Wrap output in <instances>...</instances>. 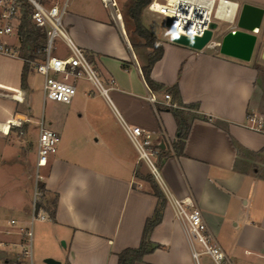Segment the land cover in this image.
Listing matches in <instances>:
<instances>
[{
    "label": "crops",
    "instance_id": "obj_1",
    "mask_svg": "<svg viewBox=\"0 0 264 264\" xmlns=\"http://www.w3.org/2000/svg\"><path fill=\"white\" fill-rule=\"evenodd\" d=\"M125 1L119 8L120 22L103 0H69L64 23L74 42L87 51L107 92L79 79L70 103H43L41 119L61 136L45 166H37L38 135L31 123L38 125L39 120L32 117L31 72L23 89L24 63L0 54V264H25L20 231L37 212L31 197L40 183L45 187L38 200L40 211L49 218L38 220L37 264H48L46 258L61 264H119L122 250L140 245L158 198L123 122L154 132L168 194L198 204L235 264H258L257 254L264 251V132L249 128L247 117L264 115V0H227L230 4L217 19L218 27V21L226 24L220 27L221 40L201 50L173 42L165 17L148 6L143 9V25L164 48L151 77L166 87L177 84L180 103L195 105L191 112L198 115L182 153L174 148L179 136L176 119L162 106L165 90L153 91L145 80L142 66L152 48L134 33L127 15L132 0L122 4ZM246 5L257 9L252 21L260 17L249 61L220 51L223 37L240 28ZM26 118L31 122L23 127L13 125ZM17 166L21 176L14 170ZM34 169L42 170V181L33 175ZM55 199L52 217L43 206H53ZM11 219L16 226L9 224ZM150 239L161 246L137 264H196L186 225L176 218L170 202Z\"/></svg>",
    "mask_w": 264,
    "mask_h": 264
},
{
    "label": "built area",
    "instance_id": "obj_2",
    "mask_svg": "<svg viewBox=\"0 0 264 264\" xmlns=\"http://www.w3.org/2000/svg\"><path fill=\"white\" fill-rule=\"evenodd\" d=\"M103 1L112 9L115 18L116 15H120L118 21L122 22L117 1ZM221 2L222 0H151L147 6L150 11L165 17L171 38L176 33L193 37L203 36L212 24L217 23ZM68 4L69 0H0V54L14 56L19 53L16 43L3 39L11 35L20 37L18 30L24 10H29L33 25L45 33L44 46L39 51L41 57L24 58L30 63L32 70L43 77V103L47 100L70 103L77 94L76 82L79 79H87L102 92H107L104 81L87 51L76 44L69 35L64 23ZM56 39L61 40L69 49L67 54L55 53ZM113 82L114 80L111 79V83ZM149 98L153 102L157 101L154 94H150ZM171 98V94L165 92V104L179 107L177 103L171 102ZM14 121L13 125L23 127L25 122H31V118ZM37 124L39 127L37 166L41 167L45 166L50 156L57 152L61 136L56 130L46 125L43 117ZM123 125L139 153V160L146 162L150 173L164 191L167 203H171L176 218L185 223L191 254L196 264H200L199 258L202 255L208 256L213 264H235L211 232L198 204L191 198H175L166 191L158 162L161 147L154 142V132L149 128L127 122H123ZM247 126L252 130L264 132V115L249 114ZM20 133L24 132L20 131ZM40 179H43V176L37 172V180ZM41 195V191L37 189L35 205L38 203V196ZM48 218L47 213H42L40 210L34 211L30 224L21 227L23 259L29 261L25 264H34V222ZM9 224L16 226L17 221L11 219ZM257 256L260 258L258 264H264V251Z\"/></svg>",
    "mask_w": 264,
    "mask_h": 264
},
{
    "label": "trees",
    "instance_id": "obj_3",
    "mask_svg": "<svg viewBox=\"0 0 264 264\" xmlns=\"http://www.w3.org/2000/svg\"><path fill=\"white\" fill-rule=\"evenodd\" d=\"M151 2V0H132L128 6L127 15L132 19L134 24V33L143 38L144 42L142 45L152 48V52L148 58L146 65L142 66V71L145 80L149 87L153 90H165L171 94V102L177 103L179 107H172L167 105H162L163 107L170 110L177 122L179 136L174 144L175 151L177 153H182L185 145V141L188 137L191 123L194 119L198 118V115L192 113L191 109L195 108V105H184L180 103V90L177 84L166 87L153 80L151 77V72L156 61H158L163 55V42L155 34H153L148 28H146L141 19L143 9ZM21 49L24 51V58L35 59L37 56L33 53L39 52L44 46L45 33L41 29L35 27L29 17V10H24L21 22L18 30ZM30 63L24 61V65L21 73V87L26 89L28 87L27 78L29 75ZM161 106V107H162ZM236 144V143H235ZM238 146V145H237ZM160 166V164H159ZM161 167V166H160ZM147 180L151 182L153 193L158 198V204L155 209L153 216L147 219L143 237L141 243L138 247H128L122 250L118 254L119 264H137L138 261L143 260L144 256L148 253L153 252L161 245L154 243L150 239V234L155 226H157L163 218V211L167 205V197L160 187L159 183L152 174L146 176ZM39 189L42 195L45 192V187L43 183L39 184ZM53 206L45 205L43 208L49 212V214L54 217L56 199L53 200ZM37 211L40 210V203L36 205Z\"/></svg>",
    "mask_w": 264,
    "mask_h": 264
},
{
    "label": "water",
    "instance_id": "obj_4",
    "mask_svg": "<svg viewBox=\"0 0 264 264\" xmlns=\"http://www.w3.org/2000/svg\"><path fill=\"white\" fill-rule=\"evenodd\" d=\"M257 9L246 5L243 7L241 18L239 20V29L229 31L220 42L221 53L232 56L244 61H249L252 58L257 35L254 32L255 26L259 25V20L252 21L251 14ZM218 24H212V27L205 32L203 36L189 37L183 34L176 33L172 37V41L189 46L198 50L206 47L213 39L214 32L217 30ZM45 262L48 264H61L60 261L53 258H46Z\"/></svg>",
    "mask_w": 264,
    "mask_h": 264
},
{
    "label": "rangeland",
    "instance_id": "obj_5",
    "mask_svg": "<svg viewBox=\"0 0 264 264\" xmlns=\"http://www.w3.org/2000/svg\"><path fill=\"white\" fill-rule=\"evenodd\" d=\"M116 1H117V4H118V7L122 10L123 5L126 3V1L123 4H122L121 0H120V2L118 0H116ZM116 19L118 20V17H116ZM126 19L127 18H125L123 16L124 22H126ZM163 22L164 21H162V24H163ZM218 23H219V27L214 32L213 39L209 43L210 45H215L217 41L221 40V35H220L221 29H220V27H224L226 24L223 21H220V22L218 21ZM3 40L7 41V42L16 43L17 49H19V53L14 55L13 57L16 58L15 60L17 62H19V58H20L22 60V62L24 63V61H25L24 60V56L25 55H24V51L20 48L21 47L20 37H18L17 35H11V36L5 37ZM68 52H69V49L65 46V44L62 43L59 39H56V41H55V53L56 54H67ZM33 54L36 55L37 58L41 57L40 52L33 53ZM10 56H12V55H10ZM255 56H257V55H255ZM30 72H31V75H30V80H29V82H30L29 92L33 93V96H32V98H33V110L35 111V113L33 112L34 114H33L32 117H33V120H40L41 119V115H42V110H43V106H42L43 105V101H42L43 100V95H42L43 77L40 74H38L36 71L32 70L31 66H30V69H29V73ZM47 101H49V100H47ZM31 124L36 126L37 135H38V132H39L38 131L39 130L38 125H36L35 121H32ZM26 150L29 151V148L27 147ZM30 152H31V155H33L34 151L31 150ZM139 162H140V165L147 166L146 162L144 160H139ZM14 170H15V172H16V174L18 176L22 175V173H21V171L19 169V166H17V168L14 169ZM148 171H149L148 174H151L149 168H148ZM40 173L43 174L42 170L40 171ZM36 174H37V171L34 169L33 175L35 177H36ZM38 181H42V179H40ZM28 182H31V181L29 180ZM35 197H36V194H35V190L33 189L32 190V197H31V206H33L35 204V202H36ZM41 197L42 196H38V200L41 199ZM38 203H39V201H38ZM10 216H11V214H9V213L6 214V217H10ZM38 224H39V221L36 220L35 223H34V226H33V229H34V238H33V260H34V264H37V261H38L37 260V252H38L37 250L39 249V242H38V238H37V226H38ZM199 262H200V264H213L212 261L210 260V258L208 256H206V255L200 256ZM25 263H29V261H25Z\"/></svg>",
    "mask_w": 264,
    "mask_h": 264
},
{
    "label": "bare ground",
    "instance_id": "obj_6",
    "mask_svg": "<svg viewBox=\"0 0 264 264\" xmlns=\"http://www.w3.org/2000/svg\"><path fill=\"white\" fill-rule=\"evenodd\" d=\"M228 4H230V2L222 0L221 4L219 6V9H218V16L223 15V12H224V10ZM116 17H118V20H119L120 15H116Z\"/></svg>",
    "mask_w": 264,
    "mask_h": 264
}]
</instances>
